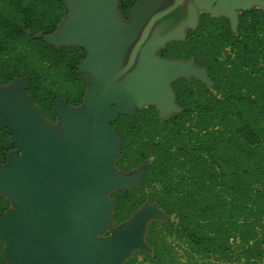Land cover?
I'll return each instance as SVG.
<instances>
[{
	"label": "trees",
	"instance_id": "obj_1",
	"mask_svg": "<svg viewBox=\"0 0 264 264\" xmlns=\"http://www.w3.org/2000/svg\"><path fill=\"white\" fill-rule=\"evenodd\" d=\"M67 14L64 0H0V85L24 70L27 93L51 123L55 100L79 106L88 86L77 67L83 47L34 36L52 34ZM206 28L176 55H193L211 88L179 77L172 82L179 111L162 117L148 105L111 121L121 135L115 167L128 173L146 164L139 186L110 191L113 226L146 202L169 216L148 222L151 251L123 264H264V9L241 10L236 30L225 18L208 17ZM15 147L1 128L0 163ZM10 206L0 194V216ZM2 249L0 242L7 264Z\"/></svg>",
	"mask_w": 264,
	"mask_h": 264
},
{
	"label": "water",
	"instance_id": "obj_2",
	"mask_svg": "<svg viewBox=\"0 0 264 264\" xmlns=\"http://www.w3.org/2000/svg\"><path fill=\"white\" fill-rule=\"evenodd\" d=\"M64 2L68 14L57 29L34 36L55 46L83 47L86 57L77 67L87 74L88 86L79 106L55 100L58 129L31 100L24 70L0 85V129L8 128L16 146L0 163V194L11 202L0 216L2 255L7 264H123L134 248L151 251L145 241L149 217L166 220L167 215L146 202L113 226L116 201L110 191L139 186L146 164L128 173L115 167L121 135L111 121L149 104L166 117L180 110L173 80L194 75L209 88L211 80L191 59L147 54L130 69L141 39L125 63L135 27L120 21L117 0ZM262 4L264 0H219L218 7L208 10L215 15L224 10L236 30L235 9H264ZM112 226L111 235L98 240Z\"/></svg>",
	"mask_w": 264,
	"mask_h": 264
},
{
	"label": "flooded vegetation",
	"instance_id": "obj_3",
	"mask_svg": "<svg viewBox=\"0 0 264 264\" xmlns=\"http://www.w3.org/2000/svg\"><path fill=\"white\" fill-rule=\"evenodd\" d=\"M218 2L219 0H130L119 8L120 0H117L120 21L125 24L131 22L135 27L134 38L124 53V62H127L136 43L141 39L130 69L147 54L160 59L183 60L184 62L191 59L193 64L198 66L193 55L189 57L177 56L176 52L185 47L183 44L187 46L190 44L189 36L194 41H197L199 36L200 39L206 37L208 17L225 18L231 26L230 18L223 14L224 10L218 15H215L212 10H208L218 7ZM241 10L243 9H235L237 16ZM179 77L197 78L194 75Z\"/></svg>",
	"mask_w": 264,
	"mask_h": 264
},
{
	"label": "rangeland",
	"instance_id": "obj_4",
	"mask_svg": "<svg viewBox=\"0 0 264 264\" xmlns=\"http://www.w3.org/2000/svg\"><path fill=\"white\" fill-rule=\"evenodd\" d=\"M262 5H263L262 7H264V4H262ZM210 87H212L211 83H210ZM112 105H114V104H112ZM58 122H59V118H58V121H57L56 123L52 124V126L55 127V128H58V129H59ZM155 215H156V214L151 215V216L149 217L148 222H149L151 219H153V217H155ZM159 217H160V215H159ZM168 218H169V216H167L165 219H168ZM113 229H114L113 226H112V227H106L102 233L98 234V236H97L98 240L106 239V238H107L109 235H111V233L114 231ZM136 251H139V249L134 248V249L131 250L132 254H133L134 252H136ZM144 251H145V250H144ZM137 257H138V260H139V259H141L142 256L138 254Z\"/></svg>",
	"mask_w": 264,
	"mask_h": 264
}]
</instances>
